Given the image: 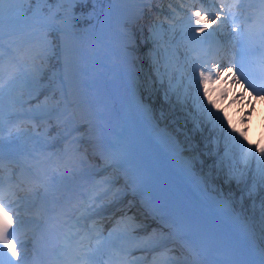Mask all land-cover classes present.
<instances>
[{
	"label": "snow or ice",
	"instance_id": "1",
	"mask_svg": "<svg viewBox=\"0 0 264 264\" xmlns=\"http://www.w3.org/2000/svg\"><path fill=\"white\" fill-rule=\"evenodd\" d=\"M27 2L37 6L32 10L30 19L37 26L39 53L34 54L32 59L41 61L39 65L33 64V70L24 82V86L29 89L28 99H32L33 91L39 96L53 81L63 92V85L73 72L77 55L78 37L75 35L73 23L74 7L78 3L86 4L89 0H57L58 4L69 5L64 10L63 16L59 18L55 12L49 10L46 13L45 11L44 5H49L51 0H27ZM91 2L95 3V0H91ZM142 2L151 4L152 0H142ZM4 3L5 0H0V12H2ZM193 3L196 6L191 9L187 26H180L181 40L165 46L161 53L160 43L164 40L162 26L159 24L149 25L146 29L148 36L145 38L143 51L149 57V65L153 67L156 77L155 83L161 87L165 85L167 69L176 59V49L181 46V43L190 53H203L204 59L196 58L193 61L191 56L187 57L192 62V75L188 83L184 85L183 92L187 96L189 86H193L196 93L193 98V106L197 112H200L212 127L217 124L226 127L224 122L227 120V116L224 113L227 108L222 107V105H224L228 95L234 93L237 85L242 83L245 89L264 98V57L255 62L250 60L243 51L242 42L244 39L250 38L251 27L246 36L245 29L237 24V14L233 13L231 3L227 0H193ZM244 3L261 5L259 15L264 21V0H244ZM143 17V9H140L137 18L143 19ZM232 28L237 30L239 36H231ZM170 31L174 33L176 26H171ZM226 31L228 33L227 41H236L237 47L241 49L228 59H225L229 56V49L226 47L227 41L218 39ZM54 32L58 34L60 40L62 61L59 66L50 63L57 56V46L50 39ZM2 59L3 45L2 32H0V62ZM161 67L165 71H161ZM134 75L136 79H139L138 74ZM179 85L178 80L173 81L169 78L165 95L168 93L176 94ZM3 91V79L2 74H0V98H2ZM177 98L179 99V96ZM227 107L230 108L232 105ZM51 111L53 108L45 105L38 110L37 115L44 116ZM12 115L13 113L10 111L6 117L2 106H0V165L3 163L5 121L10 122ZM194 127L199 129L201 125L196 122ZM235 131L233 128V132ZM16 134L18 136L23 135L22 133ZM227 139L230 141V146L226 144L222 156L218 153L219 158L210 162V168L216 169V179H221L219 174L223 172L221 184L213 187V195H209L203 187L194 185L192 188L193 197L205 215L225 220L245 233L259 229L264 234V147H261L259 143L255 145L246 144V129L237 132L236 135H229ZM78 143L79 141L74 140L70 148H65L64 154L60 158L61 163L66 168L75 167L73 157L80 152L77 147ZM176 143H179V140ZM199 163L203 166L202 160ZM62 179H66V177H62ZM41 183L43 184V181ZM113 183L115 182H109V184ZM225 188H228L229 191L225 192ZM53 191L54 189L45 185L46 196ZM127 195V192L123 194V196ZM13 216L18 218V212L5 203L3 189L0 187V248H6L11 259L20 261L22 254L17 249V243L9 238V230L13 226ZM117 221L135 222V216L129 210L126 216L119 217ZM136 227L139 228L140 225L136 224ZM166 227V225L161 224L159 229L151 228L146 238L150 248H165L169 251L167 239L174 233L166 231ZM114 231L115 229L108 232L107 236L99 235L96 237L97 250L111 243ZM167 251L161 254L165 255ZM24 256L26 257V253ZM84 259H90L87 250H85ZM0 264H4L3 257H0ZM102 264H123V262L119 257L111 262H109L108 257H104ZM166 264H177V257L170 258Z\"/></svg>",
	"mask_w": 264,
	"mask_h": 264
},
{
	"label": "bare ground",
	"instance_id": "2",
	"mask_svg": "<svg viewBox=\"0 0 264 264\" xmlns=\"http://www.w3.org/2000/svg\"><path fill=\"white\" fill-rule=\"evenodd\" d=\"M113 1L115 3L110 4L104 10L107 13V23L82 38H78L76 60L73 72L68 79L71 114L75 116L70 114L67 121L68 123L72 120L77 122L74 129L82 134L81 138L87 141L95 158L92 165L99 167V171L90 176L87 179V185L82 188L87 189L88 193L84 203L74 204L78 199L74 194L75 190L66 192L61 198H56V193L51 194V192L49 195L50 201L55 203L56 207H60L55 210V213H60L66 207L75 209L80 206L83 209L80 215L88 214L91 223L110 227L107 231H110L114 222H117V219L130 209L141 218L139 219L141 225L148 226L146 231L139 234H123L121 241L132 243L131 248L134 249L143 248L138 243L146 240L151 228L159 229L161 225L154 224L150 219L154 214L155 205L151 195L161 201L160 192L173 189L185 194L193 208L205 214L198 207L188 186L181 183V181L188 180L183 175L184 166L196 163L197 152L193 151L191 144L185 141L170 120H158L154 117V110L150 103L141 102L140 78L136 79L134 74L140 71L143 62L139 58L145 52L144 48L138 50L137 41L134 40L131 31L137 23L138 11L142 8L143 2L142 0ZM145 38L144 36V41ZM190 91L194 93L192 87ZM232 102L233 104L224 101L222 105L227 108L224 113L227 116L225 121L227 128L225 129L229 131L236 129L238 125L243 124V119L249 120L245 128L253 126L254 123L262 127L264 118H261V114L264 113V108H258L259 104L254 103L251 104L249 113H245L250 99L246 100L244 96L236 95ZM228 105L232 107L228 108ZM236 118L239 123L232 127L230 121ZM131 131L136 132L141 141L137 143L138 146L134 145L132 158L128 165L121 169H113L111 164L114 157L123 151L131 150L129 146L132 144ZM254 132L256 131H253V134ZM177 140L179 143H176ZM30 141L26 139L22 142L28 150L33 146ZM133 142L135 143L134 140ZM138 169L150 175L155 171L163 176V181L155 184L154 190H151L148 196L140 197L136 204L131 182ZM50 177H52L51 172ZM50 177L48 188L52 189L53 182ZM106 179L108 182L114 181L115 183L108 184L109 188L105 189V192L100 191ZM125 192L128 193L127 196H123ZM205 216L216 226L236 252L239 253L243 246L249 244L258 245L262 252L257 259L264 264V247L259 240L253 238L251 232L236 236L233 225L227 221ZM164 225L170 230L169 223H164ZM172 244L170 238L167 241L169 251L165 255L161 254L167 251L165 248H146L150 249L152 262L168 260L177 253V248ZM182 247H187V244Z\"/></svg>",
	"mask_w": 264,
	"mask_h": 264
},
{
	"label": "rangeland",
	"instance_id": "3",
	"mask_svg": "<svg viewBox=\"0 0 264 264\" xmlns=\"http://www.w3.org/2000/svg\"><path fill=\"white\" fill-rule=\"evenodd\" d=\"M25 2H27V0H5V3L2 7V12H0V16H2V19H0V32H2V36L7 35L8 33L10 34L13 32H22L24 29H26V27H28L25 25L24 22L25 16H22L20 14H26V21L31 20V13L22 12L21 6ZM112 3L115 2L113 0H95V3H92L91 0H89V2L87 3V7H85V3L76 4L74 7L73 19V23L75 25V35L78 38H82L84 35L93 32L96 29V19L104 12L105 8ZM150 5H152V3ZM68 7L69 5H62L56 2L54 8L51 11L55 12L57 17L59 18L63 16L64 10ZM170 8L174 7L171 5H167L165 7L164 5H159L157 9L164 14V17L158 18H148V15H151V10L149 9V7L146 9L143 8V13L147 16V18L145 20L143 19L144 21L141 19L138 21L136 20L137 23L132 27L133 30L131 31L132 35H134V40L137 41L138 50L139 48L143 49L145 47V44L142 45L140 42L143 41L145 43L144 36H148V32L146 31V29L149 25L153 24H159L163 28L164 40L160 43L161 53L163 52L165 46H168L170 43H175L176 41L181 40L180 26H187L188 18L190 16L192 8L189 9L188 14H180L178 16L169 17L167 13L169 12V14H171V12L175 11L174 9L169 10ZM3 11H7L9 17H5ZM84 16L86 17L84 18ZM171 26H176V31L174 33L170 31ZM31 32H36V29L32 30ZM142 32H145L146 34L144 33L143 37H139V33L141 34ZM12 39L6 40L5 38L6 42L3 44V48L11 47V45H13L15 48L14 52L16 51V55L19 56V50H23L24 45L20 44V40H14L12 44ZM50 39L55 42L57 46V54L59 53V56L57 57L58 63L54 59H52L50 63L52 65L58 66V64L62 61V56L59 47V36L57 33L54 32L51 34ZM149 43L151 42L149 41ZM31 48L33 49V47ZM186 52L187 49L182 45V43L181 46L177 47L176 49L177 56L173 62V66L176 68V70L174 72V77L171 79L173 81L178 80L180 82V85L177 89L176 94L168 93L167 95H165V90L167 87V81L170 78L168 76V73L167 75H165L164 87L157 85L155 83L156 77L154 75L153 67L149 65L148 55L147 57L146 54L140 56L139 59H141L143 62L141 66L142 70L137 73L138 77L140 78L139 92L141 94V102L150 103L151 108L154 110V117H156L158 120L168 119L172 122L173 126L176 128L178 133L185 138L186 142H189L191 144L193 151L197 152V167H199L200 171H202L203 174L208 176L212 184L216 186L221 184V180L223 179V172L219 174L221 179H216V169L210 168V162L219 158L218 153L220 154V156H222L224 152L223 147L219 148L218 141L221 130L219 131L218 124L215 127H212L206 120V118L200 112H197V110L193 106V98L196 95L194 87L190 85L194 89L193 94L190 91L188 92L187 96H185L183 92L184 85L188 83L189 77H191L192 75V63L187 59L189 55L187 56ZM12 58L13 57L11 56L10 60L7 61L5 64V67L9 68L10 74L3 81L4 91L2 98H0V106H6V108H4L3 110L6 116H8V113L11 111L13 113L12 117L14 115H19L20 118H26L24 122L18 123V125H21L22 128H16L13 130V132L19 133L23 131V139H27L31 135H35L37 137L36 140L38 141V144H41L42 147H44V149L46 150L52 148L53 146L57 145L62 141L65 142L61 145L62 147H64L65 145L70 146L74 140L84 142L85 138H81L82 134L78 133L74 129L75 125L77 124L76 121L71 122L68 126L65 124L67 123V121L65 120L70 117V115H67L68 112L72 111V108L70 106L71 95L68 92V89L63 94V100L58 97L56 90L48 89H45L39 96H37L35 91H33V98L28 99L29 89L24 86V82L30 76L33 70V64L39 65L41 61L39 59H36L35 61H31L30 63H26V61H24V63L21 64L20 62L13 63ZM15 66H19L20 68L15 69ZM179 67H183L184 69H186V71L183 74L180 73L178 69ZM149 68L152 70L150 74L148 73ZM12 71H14V73ZM148 75L150 77H148ZM144 77H146L147 79H145ZM45 83H47V81H45ZM54 83L55 81L51 82L50 85ZM56 86L59 87L57 84ZM177 96H179V99L177 98ZM45 97H47V99H45ZM59 100H62V103H60ZM45 105L53 109H60L51 111L52 114L50 112L41 117H29L31 108L32 110H34L38 107H44ZM249 110L250 107L248 106L246 113H249ZM213 111H215V109H213ZM71 115L73 116L74 114ZM47 120L59 121L56 125V123L48 124ZM236 121L237 118L236 120H232L230 122V125L234 127ZM196 122H199V124L201 125L199 129L194 127V123ZM248 122L249 120L243 119V124L238 125L235 129L236 131L233 132L232 130L228 134V136L236 135L237 132L246 129L248 131L245 143L250 145L254 131L252 128L255 127V123L253 126L250 125L248 128H245ZM32 125L42 126L43 130L40 131L38 127L32 128ZM55 132H58V134H56V137H51V135ZM250 132L252 134L251 136ZM79 145L80 143L77 144V146ZM57 151L58 154L56 159L60 160V155L62 157L60 147H57L56 152ZM86 153L88 157H91L89 150L86 151ZM51 160L52 157L50 156L48 159V163ZM201 160L203 161V166H201V164L199 163V161ZM89 161L91 162L93 161V159H90ZM241 167H243V165ZM78 169V172H73L71 174V181L64 188L66 191H70L85 175L89 173H96L99 171V167H91V165L88 169L82 165ZM63 170H65L64 174H66V168L60 169L58 170V172H63ZM227 191H229V189L225 188V192ZM30 202L31 201H28L27 204H30ZM260 236L264 245V234L260 232Z\"/></svg>",
	"mask_w": 264,
	"mask_h": 264
},
{
	"label": "trees",
	"instance_id": "4",
	"mask_svg": "<svg viewBox=\"0 0 264 264\" xmlns=\"http://www.w3.org/2000/svg\"><path fill=\"white\" fill-rule=\"evenodd\" d=\"M26 1V0H25ZM57 0H51V3L49 5H44V8H45V11L46 13L49 11V10H52L56 4ZM88 4L86 3L85 4V7H87ZM37 6L35 4H29L28 2H25L22 6H21V9H22V12L24 13H31L32 10L34 8H36ZM89 8V7H88ZM83 9V8H82ZM90 9V8H89ZM85 11V10H84ZM88 13V12H87ZM23 14V13H22ZM26 15V14H24ZM83 15H86V14H83ZM86 16H84L85 18Z\"/></svg>",
	"mask_w": 264,
	"mask_h": 264
},
{
	"label": "water",
	"instance_id": "5",
	"mask_svg": "<svg viewBox=\"0 0 264 264\" xmlns=\"http://www.w3.org/2000/svg\"><path fill=\"white\" fill-rule=\"evenodd\" d=\"M104 23H107V13H103L99 19H98V24H97V28L99 26H102Z\"/></svg>",
	"mask_w": 264,
	"mask_h": 264
},
{
	"label": "clouds",
	"instance_id": "6",
	"mask_svg": "<svg viewBox=\"0 0 264 264\" xmlns=\"http://www.w3.org/2000/svg\"><path fill=\"white\" fill-rule=\"evenodd\" d=\"M258 108H264V104H259V105H258ZM251 135H252V134H251V132H250V136H251ZM257 135H258V134H257ZM252 138L255 139L256 137L253 136Z\"/></svg>",
	"mask_w": 264,
	"mask_h": 264
}]
</instances>
